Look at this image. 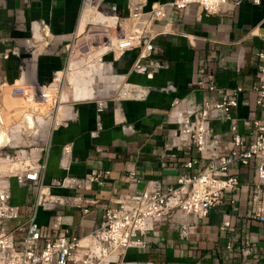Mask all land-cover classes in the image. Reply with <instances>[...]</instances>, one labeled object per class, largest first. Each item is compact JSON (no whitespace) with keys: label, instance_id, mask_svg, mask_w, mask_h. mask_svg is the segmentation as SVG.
<instances>
[{"label":"crops","instance_id":"obj_1","mask_svg":"<svg viewBox=\"0 0 264 264\" xmlns=\"http://www.w3.org/2000/svg\"><path fill=\"white\" fill-rule=\"evenodd\" d=\"M108 1L124 9L127 0ZM144 1L148 6L164 3L166 9L165 18L154 21L151 26V32L155 34L151 38L154 49L149 61L156 65L151 69V77L130 71L137 50L127 51L113 63V68L119 73L113 90L115 96L104 102L99 111L93 98L110 94L106 93L105 79L96 76V79L91 78L97 80L94 97L73 100L71 91L67 90L68 96L63 95V102L59 105L65 107L58 106L53 121L50 119L47 126L42 127L46 132L53 122L49 140L39 151L45 161V185H49L52 178L65 174L82 178L95 170L99 175V182L92 181L84 189L50 187L52 199H60L57 210L62 216V227H69L78 236L88 233L101 221L104 207L114 205L115 199L130 189L128 175L139 179L133 186L136 190L153 183L162 186L175 183L177 175L184 171L182 161L187 156H194L195 151L169 146L170 130L179 126L174 115L183 113L189 105H201L209 79L221 91L236 86L243 88L239 105L233 113L235 116L264 119V107L256 108L255 94L251 90L256 67L264 64V58L259 59L256 55L264 53V0L258 3L239 0L238 4L235 3L237 0H226L221 10L214 13L204 12L197 3L178 10L172 6L173 0ZM81 2L0 0V79L14 81L12 85L5 86L11 89L20 79L24 89H27L26 82L34 81L41 85L42 80L34 76L36 56L47 41L50 46L39 54V64L52 67L50 74L63 65L64 51L56 48L67 42L75 31ZM104 20L100 14L86 9L81 13L77 32H82L87 22L101 27L100 22ZM40 21L46 24L53 37L46 29L34 28L30 42L34 49L25 60L26 73L19 75L20 59L14 55L4 58L3 50L12 45H22L30 35L31 23ZM103 64L109 67V64ZM88 74H82L81 78ZM28 75L32 77L28 79ZM122 78L137 84L138 90L132 93ZM211 96L216 97L215 94ZM35 122L33 133L39 128L38 119ZM227 126L224 121L210 123L214 131L225 130ZM11 141L9 135L8 144ZM65 145L69 151L62 157ZM63 159L67 169L61 166ZM251 176V170L242 173L235 203L230 204L223 197L204 219L197 220L196 228L188 239L181 240L175 229L162 225L159 235L147 250L130 251L127 259H151L157 264H264V223L247 217L248 185L245 181ZM9 186L11 202L25 203L26 188L18 186L13 177L9 178ZM226 209L230 210L231 222L235 226L231 236L219 229ZM54 212L39 207L38 223L46 225ZM187 219L190 221L191 217ZM243 238L257 245L245 257L236 251L234 245V241L239 243ZM227 240L233 242L231 249L225 246Z\"/></svg>","mask_w":264,"mask_h":264},{"label":"built area","instance_id":"obj_2","mask_svg":"<svg viewBox=\"0 0 264 264\" xmlns=\"http://www.w3.org/2000/svg\"><path fill=\"white\" fill-rule=\"evenodd\" d=\"M258 1L253 0L254 3ZM225 2L226 0H173L171 4L175 9L182 10L190 3H197L204 12L214 13L220 11ZM235 3L238 4L239 0ZM87 5L105 20L100 22L102 28L88 24L78 33L81 13ZM165 16L164 3L148 6L144 0H127L123 9L108 0H82L77 27L70 39L63 44V65L54 70L49 79L44 78L41 85L34 81L29 84L33 91L28 102H47L46 97L49 96L40 88L42 84H47L53 95L50 106L57 110L61 104L58 95L67 89V85L71 89L67 75L75 73L76 78L82 79V74L95 70L101 72L98 62L109 64L111 72L117 75L119 73L113 68V63L127 51L137 50V57L130 66V71L151 77V69L156 66L149 61L154 49L151 38L155 34L151 32V26L154 21ZM109 18L112 20L108 21ZM36 26L41 31L46 29L50 34L43 21L31 23L30 35L23 40L22 45H12L3 50L4 58L14 55L20 59L19 75L26 71L25 58L34 49L30 42ZM83 34L87 36L84 37L85 42L77 47L76 39ZM91 38L101 43L109 40L110 43L100 55H96L93 47L97 43H92ZM48 45L49 43L44 49ZM256 55L259 59L264 58L263 52ZM72 63L74 66H71ZM255 76L251 90L255 94L256 108L261 109L264 107V64L257 65ZM123 82L132 93L138 90L137 84L125 80ZM6 84L5 79H0V89ZM242 92L241 86L218 90L209 79L201 105H189L183 113L174 115L179 126L170 130L169 146L195 151L194 156H187L182 161L184 171L177 175L175 183L168 186L153 183L136 190L133 186L139 179L132 174L128 175L130 189L121 193L114 205L104 207L101 221L82 236L73 233L69 227H62V216L57 210L60 199H52L50 187L84 189L92 181L99 182L98 173L91 170L82 178L65 174L52 178L50 184L45 185V161L38 151L19 150L9 156L5 152L8 146L1 147L0 151H4L1 155L9 156L8 162L16 169L0 175V264H157L151 259H127V253L147 250L159 235L162 225L175 229L181 240L188 239L196 228L197 220L204 219L210 209L221 203L223 197L230 204L235 203V195L242 183L241 175L249 170L252 171L251 179L245 181L248 185L247 217L264 223V119L239 118L233 114ZM110 98H93L97 111ZM3 115L0 103V126ZM212 121H224L228 126L225 130L214 131L210 127ZM68 151V146L65 145L62 157ZM64 159L61 166L67 169ZM11 177L18 186L26 188V202L23 204L11 202ZM39 207L56 211L49 217L46 225H40L37 221ZM188 216L191 217L190 221ZM219 229L230 236L234 233L230 210L223 211ZM234 245L243 257L250 255L257 247L247 238L239 243L234 241ZM225 246L231 249L233 242L227 240ZM104 258L107 259L103 261Z\"/></svg>","mask_w":264,"mask_h":264},{"label":"rangeland","instance_id":"obj_3","mask_svg":"<svg viewBox=\"0 0 264 264\" xmlns=\"http://www.w3.org/2000/svg\"><path fill=\"white\" fill-rule=\"evenodd\" d=\"M90 24V23H86V26ZM98 28H102V27H98ZM84 37H87L85 34L81 35V36H78V38L76 39L77 40V47H79V45L81 46L82 43L85 42V38ZM91 42L92 43H99L98 45H94L93 49H94V52L98 50H102V52L107 48L108 44L110 42H107L109 40H107L106 42H103L101 43L100 41H96L97 39L95 38H91ZM113 39H111V42ZM49 41H47L46 44H48ZM45 44V45H46ZM43 45L40 49L39 52H41L43 49H44V46ZM50 46V44H49ZM49 46H47L42 52H45L47 51V49L49 48ZM58 48H56L57 50L59 49H64L63 48V44L61 45H57ZM100 46H103V49H100ZM104 47H106L104 49ZM64 51V50H63ZM101 52V53H102ZM63 54L65 55V52H63ZM65 57V56H64ZM28 57L25 58V60H27ZM39 55L36 56V60H37V65H36V69H35V78H38V74L41 73V72H47L49 69H52V67L50 66H46L44 64H42L41 66L39 65ZM65 60V59H64ZM25 65L27 66L26 62H25ZM53 65V64H52ZM74 66V63L73 65ZM73 69V68H72ZM103 69V70H102ZM101 70V73H98V74H94L93 72L90 73V75L88 74V76L83 79H80V78H76L75 75L73 73L72 76L70 75H67L68 77V81L69 83L71 84V89L68 88L69 86L67 85V89L65 90L66 91V94H68L67 90L71 91V95H72V99H74V95L75 93L78 91V89H86L87 92H89L90 94H96V88H95V84L97 83V80L94 81V79H91V78H95L96 79V76L97 78H104L105 79V89L108 90L106 93L107 94H110L109 97H114L115 95H113V91L112 92H109V90L113 89L114 88V85L116 84V82L118 83L117 80H119V77L118 78H115L113 77L112 75H114L113 73L111 74L110 73V66L107 67V66H104ZM50 71V70H49ZM26 73V72H25ZM93 74V75H92ZM19 76V75H18ZM27 77H29L28 79H30L32 77V75H28ZM90 77V78H89ZM77 79V80H76ZM89 79H91L89 81ZM44 79H42L43 81ZM74 80V81H73ZM80 80V81H79ZM88 83H87V82ZM14 82V81H13ZM12 81H7V84L8 85H12L13 84ZM91 82V83H90ZM94 82V83H93ZM96 82V83H95ZM93 83V84H92ZM26 84V88L27 89H24V84H23V80H17L14 84V86L9 89L7 86L5 87H1L0 89V103L2 104L3 106V111L6 112L4 115H3V118H2V126L5 128L6 126V130L8 131L10 137H11V143L6 145L8 146V148L5 150V152L9 155V156H12L15 154L16 151H19V150H26V151H29L30 149L34 150V151H40L41 149H44V147L46 146V143L48 142L49 140V136H50V132L52 130V126H53V122H51L49 124V127H48V131L46 130L43 131L42 128H38L35 129V133H33L32 131L34 129H32V133H28V132H23L24 130H22V128L20 127H15V121L18 120L20 117H21V114L23 111L21 110H28L29 112H32V113H39L40 115H43V116H46L47 115V108L48 110L50 109V119L53 121V116L55 115V113L57 112L56 109H53L51 106H50V101H52V97L53 95L50 93V87L48 85H42L41 87L45 86L46 87V91H44L41 87V90L45 93H47V96H49L48 98L46 97V100H48L47 102H42V103H37L36 101L37 100H34L33 103H29L28 100L30 99L31 97V93H32V88H31V85H27V84H30V83H25ZM75 84V85H74ZM90 84V85H89ZM86 85V86H85ZM93 87H92V86ZM78 86V88H77ZM80 86V87H79ZM109 92V93H108ZM74 93V94H73ZM22 94V95H21ZM66 94L64 92H62L60 95H59V98L61 96H65L66 97ZM113 95V96H111ZM22 96H25V97H28L29 99L26 101V102H22L20 100H23V97ZM66 99V98H65ZM90 99V98H89ZM85 100V99H83ZM61 101V99H60ZM66 101V100H65ZM63 102V101H61ZM62 106V105H61ZM60 107V106H59ZM58 107V108H59ZM34 110V111H33ZM51 110H52V116H51ZM15 112V113H14ZM38 114V115H39ZM40 116L36 117L35 118H38L39 119ZM14 123V125H13ZM40 125V124H39ZM38 125V126H39ZM42 127V125H40ZM39 126V127H40ZM8 127V128H7ZM14 132H18V134L14 133ZM3 147V146H2ZM1 148V147H0ZM1 153H4L3 150L0 151V158H2L3 156L1 155ZM37 153V152H35ZM2 156V157H1ZM4 162V163H3ZM0 162V175H6L9 173V170H11L12 172H14V169L15 166L13 165H10L9 163L10 162ZM8 169H7V167ZM4 167V168H3Z\"/></svg>","mask_w":264,"mask_h":264},{"label":"bare ground","instance_id":"obj_4","mask_svg":"<svg viewBox=\"0 0 264 264\" xmlns=\"http://www.w3.org/2000/svg\"><path fill=\"white\" fill-rule=\"evenodd\" d=\"M86 9H88V10H91V12L92 13H94V14H99V13H97L91 6H85L84 8H83V10H82V12L84 11V10H86ZM88 23H90V22H88ZM113 41V40H112ZM107 42H109V41H107ZM106 47H104V49H105ZM100 49H103V46H100ZM102 52V50H98L97 49V51H95V53L96 54H98V53H101ZM73 65V63L71 64V66ZM98 66L102 69L103 67H104V64L103 63H100V62H98ZM103 70V69H102ZM101 70V71H102ZM110 70H111V68H110ZM94 74L96 73L97 74V70H95V72H93ZM98 73H100V74H102L101 72H98ZM110 73L112 74V72L110 71ZM95 74V75H96ZM90 75V74H89ZM93 75V74H92ZM70 76H72V74L70 75ZM113 77H115V78H118V76L116 75V74H114V75H112ZM73 77V76H72ZM77 80V79H76ZM74 81V80H73ZM80 81V80H79ZM94 81H96V80H94ZM87 82V81H86ZM88 83V82H87ZM91 83V82H90ZM94 83V82H93ZM92 83V84H93ZM96 83V82H95ZM75 85V84H74ZM90 85V84H89ZM86 86V85H85ZM92 86V85H91ZM80 87V86H79ZM93 87V86H92ZM44 91H46V87L45 86H43V87H41ZM77 88H78V86H77ZM114 88H115V86H114ZM114 88L113 89H111V90H109V92H112L113 90H114ZM101 91V90H100ZM108 92V93H109ZM74 94V93H73ZM22 95V94H21ZM94 95L95 94H90L89 92H87V90L86 89H78V91L75 93V95H74V98H77V99H87V98H91V97H94ZM23 97V100H20V101H22V102H26L27 100H28V97H25V96H22ZM61 98V101L63 100V96H61L60 97ZM65 106H63V107H59V108H64ZM21 111H23L22 112V114H21V117L18 119V120H16L15 121V127H20V128H22V130H24L23 132H28V133H31V131H32V129H34V124L36 123L35 122V119H38V118H35V116L36 117H38V116H40L39 118L40 119H38V122H37V126L40 124V125H42V127H46L47 126V124H48V122H49V120H50V115H49V111H50V109L48 110V108H47V115L46 116H43V115H40L39 113H32V112H29L28 110L26 111H24V110H21ZM34 111V110H33ZM6 112H4L3 111V114H5ZM15 113V112H14ZM61 113V112H60ZM39 114V115H38ZM58 118H59V116H57L56 117V120H58ZM13 125H14V123H13ZM39 125V126H40ZM4 126V125H3ZM2 125L0 126V147H2V146H6L8 143H9V133H8V131L6 130V126H5V128L3 127ZM36 126V127H37ZM38 126V127H39ZM41 126L39 127V128H42ZM8 128V127H7ZM3 161H5V162H7V161H9V156H3L2 158H0V162H3ZM4 163V162H3ZM1 164V163H0ZM10 165H11V163H9ZM7 167V166H6ZM4 168V167H3ZM7 169H8V167H7Z\"/></svg>","mask_w":264,"mask_h":264},{"label":"trees","instance_id":"obj_5","mask_svg":"<svg viewBox=\"0 0 264 264\" xmlns=\"http://www.w3.org/2000/svg\"><path fill=\"white\" fill-rule=\"evenodd\" d=\"M39 65H40V64H39ZM40 66H41V65H40ZM50 76H51V74H50L49 70H48L47 72H44V73L41 72V73L38 74V78H39L40 80H42V79H44V78L49 79Z\"/></svg>","mask_w":264,"mask_h":264}]
</instances>
